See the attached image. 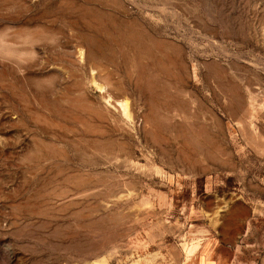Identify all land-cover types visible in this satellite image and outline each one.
<instances>
[{
  "label": "rangeland",
  "instance_id": "1",
  "mask_svg": "<svg viewBox=\"0 0 264 264\" xmlns=\"http://www.w3.org/2000/svg\"><path fill=\"white\" fill-rule=\"evenodd\" d=\"M215 191L264 211V0H0V264H186Z\"/></svg>",
  "mask_w": 264,
  "mask_h": 264
},
{
  "label": "crops",
  "instance_id": "2",
  "mask_svg": "<svg viewBox=\"0 0 264 264\" xmlns=\"http://www.w3.org/2000/svg\"><path fill=\"white\" fill-rule=\"evenodd\" d=\"M254 201L218 191L205 193L199 202L203 222L181 237L183 261L264 264V211Z\"/></svg>",
  "mask_w": 264,
  "mask_h": 264
}]
</instances>
